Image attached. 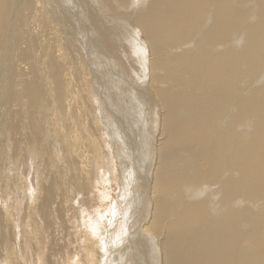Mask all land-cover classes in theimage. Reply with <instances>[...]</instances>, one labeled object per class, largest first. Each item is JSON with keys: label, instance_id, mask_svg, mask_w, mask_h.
Here are the masks:
<instances>
[{"label": "rangeland", "instance_id": "rangeland-1", "mask_svg": "<svg viewBox=\"0 0 264 264\" xmlns=\"http://www.w3.org/2000/svg\"><path fill=\"white\" fill-rule=\"evenodd\" d=\"M38 1V12L32 13V18L28 21V28L23 27L22 39L28 42L32 53L34 52V55H36L37 63L42 64L41 68L38 66L40 77L50 73V63L56 60L54 57L59 59L63 55L62 62L65 64L63 66L64 76L62 77L63 80L67 77L66 83L69 87L66 88V92H69L72 98H69L70 100L67 101L63 110L59 108L57 102H54L53 94L44 100L38 101L35 106L39 109L34 115L33 135L28 142L23 138V133L29 129V122L26 118L17 120L18 125L22 123L20 125V139L22 141L7 130L0 133V140L8 136L12 144V146L4 144L5 147L3 145V151L1 150L3 154H0V162H3L5 166L4 168L0 167V171L2 170L0 172V228L5 236H2V242L0 243V264H162V258L166 253L165 243L163 242L166 234L165 224L176 222L185 206L201 201H204L203 206L206 207L205 210L202 206L204 209L200 216L202 220H200L201 218H198V220L196 215L192 213L187 216V211H185L186 218L177 222L179 231L184 232L185 235L183 236L184 240L181 248L189 251L196 258L197 264H214L208 262L214 256L211 255L206 258L205 246L216 244L212 247V253L218 256L221 246L219 243L222 239L227 240L229 260L235 253L241 257L243 251L245 252L253 247L258 251L260 243H264V232L261 233L260 231L259 236L261 238L255 235L262 240L259 238V241L257 238L256 240H254L255 238L250 240L253 236L252 233L258 231V227H255L257 224L254 226L251 224L252 226L248 231L250 235L248 232L242 234L240 228L236 229L240 230L238 232L242 234L241 246L238 245L241 238L240 234L234 235L231 230L223 228L215 231L217 227L222 225L219 220L222 216L218 215L219 218L214 217L217 218V221L212 217L214 215L209 214V212H217L213 211L215 209L218 211L221 208L226 209L221 194L222 175L220 178L218 177L215 184H211L208 182L210 172L204 166L206 172L203 176H205L206 181L202 183L203 181L200 180L199 183H195L193 177L197 167L193 154L183 149H175V146H171L169 149L162 147L163 139L166 136L163 135L160 129H162L161 120L166 111L174 110L179 113L177 115L183 122L190 124L193 115L197 112L193 108L197 109L198 102L206 100L208 95V99L211 98L213 93V89H209L211 85L199 89L198 82L200 80L197 78L198 75L190 72H186L185 76L183 75L182 81L185 80L183 85L189 81H192V83L196 81L195 83H198V86L195 85V90H199L200 95H196V91L188 93L189 90L182 85L175 86L169 82H164L161 85L158 83L153 84V81H156L154 78L160 74H158V70L154 69L153 71L150 67L151 63L158 57H160L158 60L163 58L168 63L169 61L176 62L178 60L176 58H180L185 52L188 57L191 54V59L193 57L194 60H199L202 57V49H206L205 51L208 53V58L211 57L210 59L219 56L222 54L221 52L228 54L231 59L228 58L229 61L227 62L231 64L227 63V73L229 72L228 76L232 77L234 70H236V67L231 68L234 66L233 61L235 60L236 63L234 62V64L236 65L243 60L240 57L242 55L240 49L243 46L242 41L245 42L242 35L246 31V26L239 27L236 20L233 19L230 21L232 23H229V34L226 37L218 39V42L216 40L215 43L218 44L206 45L202 38L204 31H207L213 23L212 13L214 11L211 3L209 4L211 0H208L205 3L208 10L206 5L203 6V8L206 7L203 11L205 10L207 13L204 11L205 13L199 24L200 27L196 33L191 34L192 37L187 38L186 41H181L178 43L179 45H176V48L172 49L171 47L169 49L168 44L170 43H165L167 45L162 46L163 48L159 52L160 55H152L150 44L140 33V28L134 25V21L140 12L137 3L139 0H135V2L129 0L130 3H133H131L132 8L129 4L128 7L119 5L117 0H111L112 5L105 4L103 0ZM230 1H232V6L239 14L246 12L250 14L254 7H243V10H240L239 6L242 3L237 2V0ZM140 2L142 5L145 0H140ZM133 6H137L139 12L136 9L133 11ZM31 7L27 3L24 7V14ZM89 15L96 18L91 19ZM205 15L207 18H205ZM250 15L249 17H252V14ZM44 22L46 23L44 24ZM30 29L38 41L36 50L31 39L27 38L26 35V32ZM209 48L212 49L208 51ZM233 49H235V53L230 52ZM239 51L241 52L240 55L238 54ZM231 54L236 55L234 60ZM237 57L241 60L237 61ZM263 58L264 56L262 57L264 65ZM58 61L56 60V63ZM176 64L180 66L178 62ZM244 64L239 65V72L243 75V77H240L243 79L239 77L238 83L236 82L233 106H237L236 103L239 101L241 103L242 99H248L251 91L264 85V79L262 78V76L264 77V66L262 63V66L257 69L258 71L256 70L258 74L257 72L253 73V76H256L253 78L255 80H252V84L249 82L252 76V73H248L249 68L247 67H249V64ZM241 68L246 70L241 71ZM24 70H26L25 67ZM60 74L61 70L59 68ZM162 77H165V75L162 74ZM195 77L199 81L195 80ZM68 81H70V85ZM45 82L48 83V88L51 90V84L49 85L51 80L46 79ZM245 82L249 85L248 87ZM250 84L252 87H250ZM155 86L159 89L162 88V91L171 89L166 91L169 94L183 95L188 93L192 96L189 108L181 104L175 105L173 102H166L162 106L157 94L154 92L156 91ZM165 87L167 88L165 89ZM241 87L245 88L241 89ZM208 91L209 93L206 94ZM221 92L218 91V98L222 96L224 90L222 89ZM215 97L214 99L217 100V97ZM71 99L73 105L70 103ZM170 104L175 105V107L173 108ZM22 105L24 106V104ZM8 107L5 106L2 113L3 124H5L3 129L6 128L7 124L5 112ZM15 109L17 107L13 108V111ZM234 113L235 110L232 111V114ZM248 117H244L247 118L246 120L244 118L240 119L234 125V139L229 152L232 153L235 146L250 137V131L253 128L252 123L256 118L251 115L249 117H252L251 120ZM230 119V117H227L224 120V125L220 124V129L214 126L216 129L213 134L217 133V135L215 134L213 139H219V135L225 130ZM210 122L213 123V120ZM79 128L81 129L79 130ZM44 149L48 150L47 155H41ZM161 155L163 157L166 155V159L173 165L170 166L174 167L171 168L172 170L161 164ZM47 156L49 160L51 159L50 161ZM147 157L150 159L148 165L151 164L148 168L145 166ZM46 166H49L53 173L49 170L50 173L46 174ZM157 166L166 170L161 171L162 169L160 170ZM42 171H45L44 174ZM158 174H161L164 179L173 180V183L169 184L164 180L161 185L157 186V190L154 183L155 178L159 176ZM50 177L52 179L57 177L54 188L56 198L52 200L50 207L46 208L45 205L42 206L46 198L43 189L50 185L48 183ZM55 189H58L59 193ZM152 189H154V192H152ZM166 190H169L168 194H165L166 196L163 194V199L159 198L158 196H161L160 192ZM192 192H201L202 195L199 198H193ZM240 198L230 201L231 210L248 207L246 202ZM41 200L43 201L41 202ZM157 201H161L162 204L166 205H174L172 215L165 223H162L161 234L160 230L158 231L155 228L153 231V224L150 226L152 212L158 206ZM257 203L261 214L256 208L252 212H257L256 218L258 219L264 217V206H262L264 202ZM207 207L210 209L209 211ZM197 220L199 223H197ZM212 221H216L215 224ZM211 223L215 225L214 228L209 225ZM193 224L194 226H192ZM208 226L210 227L208 228ZM207 229H209V232L211 230L210 234ZM235 236L237 237L235 238ZM215 238L218 239L215 241ZM154 241L156 245H154ZM234 241L237 243L235 244ZM147 243L152 250L145 248ZM5 245H7V248ZM230 246H233V249ZM263 249L264 247L260 252L262 254ZM6 261L7 263H5ZM173 263L175 262L173 261ZM255 263L261 264L259 262Z\"/></svg>", "mask_w": 264, "mask_h": 264}, {"label": "bare ground", "instance_id": "bare-ground-1", "mask_svg": "<svg viewBox=\"0 0 264 264\" xmlns=\"http://www.w3.org/2000/svg\"><path fill=\"white\" fill-rule=\"evenodd\" d=\"M103 1L105 4L112 5L111 0H103ZM207 1L208 0H145V2L141 5V2L139 0L137 3L139 4L138 7L140 9V12L137 9L138 8L137 6L136 7L133 6L134 7L133 11H135V9H136L137 12H139L137 19H135V21H134L135 24L134 23L133 24L137 25L140 28V30H141L140 33H142V36L147 41V43L150 44V47L152 50L151 54L152 55L159 54V52L161 51V48H163L162 46L165 43H170V44H168L169 49H170V47H171V49L174 47L176 48L177 47L176 45L178 43H180L183 40L186 41L187 38L192 37V35L198 31V29L200 27L199 24L203 18L204 13L206 12L205 10H204L205 11L204 12L203 9H205L207 7V5L205 4ZM117 2L119 5H121L123 7H126V6L128 7V4H129V6L132 8L131 3L133 2V0L131 3L129 0H117ZM134 2H135V0H134ZM237 2L242 3L239 6L240 10L241 9L243 10V7L248 8L249 6H251V7L254 6L255 8L253 7L252 8L253 10L250 13V14H252V17H249V16H251L249 14V12L248 13L246 12L243 14H239L238 12H236L235 8L232 6V1H230V0H211L209 2V4L211 3V6L213 7V10H214L212 13L213 23H212L211 27L209 29H207V31H204V35L202 38L206 45L210 46L213 43L216 44L218 42V39L220 40L229 34V27H230L229 23H232L230 21L233 19L236 20V23L239 27L246 26V31L242 35V36H244L243 40H245V42L242 41L243 46H241V49H240L242 51V55H240L241 54L240 51L238 52V54L240 55V57L243 60L241 62H238L235 65L234 59H235L236 55L234 56V54L233 55L231 54L234 57L233 58L234 61L232 60L234 66L231 68L236 67V70H234V72L232 70V72H233L232 77L228 76L229 72L227 73V66H228L227 61H229L228 60V58H229L228 54L226 55L225 52L224 53L221 52L222 54H220L219 56L217 55L215 58L212 57V59H210L211 57L208 58V53H206L207 51H205L206 49L205 50L202 49V53H201L202 57L199 60H194L193 57L191 59L190 58L191 54H189V57H188L187 54H185L186 53L185 52L180 58H176V59H178V60H176V62L169 61V63H168L163 58L158 60V58H160V57H158L156 60H154V62L151 63L150 67L153 69V71H154V69L158 70L159 71L158 74H160L159 76L157 75L156 78H154V76H153V78L156 79V81H153L154 82L153 84L158 83L159 85H161L164 82H169L175 86L182 85L184 88H187V90H189L188 93L189 92L192 93V91L193 92L196 91L195 85L197 84V86H198V83L200 85L199 89L203 86H204L203 88H206V86L210 87V85H211V87L209 88L211 90L213 89V93L211 94V98L208 99V97H209V95H208L206 100H202V101L198 102V104H197L198 108L196 107L197 109L193 108L194 105H196V104L193 105L192 108L194 110H197V112L194 115L192 114L193 117L190 121V124L183 122L179 118V116L177 115L179 113H176L174 110L170 109V111H168V112L166 111V113L162 117L163 119L161 120L162 121V125H161L162 129H160V130H162L163 135L166 136V138L163 139L164 142H163L162 147L165 149H167V148L169 149L171 146H175L174 147L175 149H177V148L183 149L184 151H187V152H190L191 154H193V159H194V161L196 163V167H197L196 171H194V177H193V180L195 181V183H199L200 180L203 181L202 183H204L206 181L205 176H203L204 172H206L204 166H206V168L208 169V172H210V178L208 180L209 183L215 184L218 177L220 178V176L222 175L223 181H222V185H221V194L224 198L223 204L225 205L227 210L221 208V209H219L220 211L215 209L213 211H217V212H209V214L212 213V215H214V216H212L213 218L214 217L219 218L218 215L222 216V218L221 217L219 218L222 225H220V227H217V229L215 231H217L219 228H220V230H221V228L226 229V230L229 229L233 232L234 235L235 234L238 235V234H240L238 231L241 230L242 234L246 233L250 230L252 225L254 226L257 224L255 227L256 228L258 227V229H257L258 231L253 230L254 231L252 233L253 236H251V238H250V240L252 238L253 239L255 238L254 240H256L257 236H255V235L259 236L260 231H261V233H262V231L264 232V217L257 219L256 218L257 212L256 213L252 212V210L253 209L255 210V208H256V210L259 211V213L261 214L260 210L257 207V204H258L257 202H264V85L262 87L260 86L259 88H256V89L253 88L254 91H251V94L248 95L249 96L248 99L247 98L242 99L241 103L237 99L239 101V102L238 101L237 102L240 103V104L236 103L237 106H235V105L233 106L232 102H234L233 96H234V92L236 91V82L238 83V80H239L238 78L240 76L243 77V75H241V73L239 72V68H240L239 65L243 64V63L249 64V67H247V68H249L248 73H252V76L250 74L248 75L249 77L251 76L250 77L251 80H249L250 83L252 82L253 78L256 76V75L253 76V73L255 74L258 71L257 69L263 65L262 57L264 56V0H237ZM248 2H251V3H248ZM27 3L30 5V7L31 6L32 7L30 10H28L26 12V14H24V12H25L24 7L26 6ZM38 4H39L38 0H0V133L3 132L4 130H7L8 132H10L13 135H15L16 137H18V139H20L21 138V133H20V127L21 126L20 125L22 123L20 125H18L17 120L20 118L21 119L26 118L29 122L28 123L29 129L26 130L25 133H23L24 134L23 138H24V140H26V142L30 141L32 138V135H33L34 115H35V112L39 109V108H35V106H36V103L38 101L44 100L49 95L53 94L52 98H53L54 102H57V104H59V108L61 110H63L67 101L70 100L69 98H72L69 95L70 93L66 92V88L69 87L66 83L67 77L64 78V80L62 77V76H64L63 75V66L65 64L64 62H62L63 55H62V57L60 56L59 59L54 57V59L59 60V61L57 63H56V60H54L53 63L51 62L50 63L51 66H49L50 73L46 76L40 77L38 74V71H39L38 66L40 67L42 64H40L39 62L37 63L36 55H34V52L32 53L28 42L26 40L22 39L23 27H27L28 21L32 18L31 17L32 13L37 11ZM204 5H206L205 8H203ZM59 6H61V5H59ZM207 10H208V7H207ZM63 11H64V8H63ZM77 12H78V10H77ZM253 15H254V18H253ZM125 16H127V15H125ZM89 17L91 19L96 18V17H93V15H89ZM134 18H136V17H134ZM205 18H207V16ZM45 23L46 22H44V24ZM104 33H106V31ZM26 35H27V38L31 39L32 43L34 44L35 50H36L38 41L35 38V36H33L31 29L28 32H26ZM78 35H76V36H78ZM216 40H217V42L215 43ZM89 43H90V40H89ZM234 44H235V42H234ZM165 45H167V44H165ZM205 48H207V47H205ZM211 49L209 48L208 51H210ZM46 50H45V52H46ZM234 50L235 49H233V51H230V50L229 51L231 53H233ZM227 53H229V52H227ZM203 54H205V55L203 56ZM39 55H40V53H39ZM103 56H105V55H103ZM229 59H231V58H229ZM239 59L240 58H238L237 61ZM166 60H168V59H166ZM177 62L180 64V66H178L176 64ZM261 63H262V65H261ZM172 65H174L175 67ZM237 66H238V69H237ZM24 67L26 68V70H24ZM241 67H242V65H241ZM59 68L61 70L60 75H59ZM243 69L241 68L240 70L242 71ZM244 70H246V69H244ZM186 72H190L192 74H197L198 77H197V75H195V76L197 78H199L200 81L198 79H196V77H195V80L199 81L198 83H195L196 81L194 83H192V81H189V82H187V84L183 85V82H185V80L182 81V79H183V75L185 76ZM162 74H164L165 77H162ZM257 74H258V72H257ZM242 77H240V78H242ZM262 78L264 79L263 76H262ZM46 79L51 80V83L49 82V85L51 84V90H50V88H48V85H47L48 83L45 82ZM68 82L70 85L71 84L70 81H68ZM240 82H242V81L240 80ZM246 82H245V84L247 85ZM248 86L249 85H247V87ZM191 87H192V89H191ZM250 87H252V85ZM166 88L167 87H165V89ZM244 88L241 87V89H244ZM161 89L156 87V91H154V92H155V94H157V98H159L158 100H160V102H161L160 104H162V106L164 105V103L166 104V102H170V103L173 102L175 105L181 104V105L189 108V106H190L189 102H190L192 96H190L188 93H187L188 95L187 94L178 95V94H174V93L169 94V92L166 93V91L171 90V89L165 90L163 88V90H165V91H162ZM202 89H201V91H203ZM222 89L224 90V92H223L222 96H220L218 98L217 97L218 91L220 93H222L221 92ZM241 89H239V91H241ZM211 90H210V92H211ZM196 92L198 93V94L196 93V95H200L199 90ZM208 93H209V91L206 94H208ZM241 93H242V91H241ZM118 94H120V93H118ZM215 96L217 97V100L214 99ZM73 100H75V99H73ZM104 102H107V101H104ZM70 103L72 104V99H71ZM22 104H24V106ZM175 105L174 106L171 105V106H173V108H174ZM5 106H9V107L6 109V112H5V117L7 120L6 128L3 129L5 124H3L4 118L2 116V113H3ZM15 107H17V109H15L13 111V108H15ZM169 107H168V109H169ZM233 110H235L234 114H232ZM24 111H26V112H24ZM23 114H25V115H23ZM251 115H252V117H255L256 119L252 123L253 128L250 131V137H248V140H246V141H244L245 139L242 140V142L240 141L241 143H239L237 146H235V148L233 149L234 151L232 153L229 152V148L232 145V142L234 139V133H233L234 125H236L240 121V119L242 120V118L248 117V116L250 117ZM258 116H259V118H258ZM227 117H230L231 119H230L229 123L227 124L225 130L221 132L218 140L213 139V136L215 134L217 135V133L213 134V132L216 129V128H214V126L219 127V129H220V127H221L220 124H222V126H223L224 120ZM251 118H249V119H251ZM246 119L244 118V120H246ZM211 120H213V123L210 122ZM25 121H22V122H25ZM64 121H65V119H64ZM214 122H215V124H214ZM246 123H248V122H246ZM73 124H75V123L73 122ZM25 126L27 127V125H25ZM26 127H24V128L26 129ZM248 127H250V126H248ZM248 127H247V129H249ZM80 129L81 128H79V130ZM65 130H67V129L65 128ZM69 132H71V131H69ZM63 134L65 135V132ZM94 134L96 135L95 132H94ZM209 141H211V142H209ZM4 144H7V146H8V144L10 146H12L11 140L8 136H6L4 139L0 140V154H3L2 153V151H3L2 147ZM4 147H5V145H4ZM47 151L48 150H45V149L42 150L41 155L48 153ZM162 155H161V164L169 170L171 168H174V167L170 166L172 164H170V162L166 159V155H165V157H163ZM48 156H47V159H48ZM44 162H43V164H44ZM45 163H47V162H45ZM145 163H146L145 166H147V168H148V166L151 165V164L148 165L150 163V159L148 157H147ZM0 167H2V168L5 167L3 162H0ZM158 168H160V167H158ZM158 168H156V169H158ZM161 169L162 168H160V170ZM49 170H51V173H53V170L50 169L49 166H46V168H45L46 174L49 172ZM163 170H166V169H162L161 171H163ZM44 172L42 171L43 174H44ZM158 175L159 176H157L155 178V183H154V184H156V185H154L155 188H157L158 185H161L164 182V180L167 181L169 184L173 183V180L169 181L168 180L169 178L164 179L161 174H158ZM52 178H54V177L52 176ZM52 178L50 177V179H49L50 182H48V183H50V185L46 186L43 189L46 198H45V201L42 204V206L45 205L46 208H49L52 200L54 198H56L55 193H54V188H55V184H56L55 181H56L57 177H55V179H52ZM158 181H159V183L157 184ZM160 189H162V188H160ZM153 190L154 189H152V192H154ZM157 190H158V188H157ZM55 191H58V189L57 190L55 189ZM167 192H169V190L161 191L160 192L161 196H158V197L163 199L162 195L168 194ZM58 193H59V191H58ZM194 193L195 192H192L193 198H199L202 195L201 192L195 193V194ZM239 197H241L242 200L244 202H246L248 207L241 208L240 210H234V209L231 210L230 201L232 199H236V198L239 199ZM57 198H59V197H57ZM42 201L43 200H41V202ZM160 202L161 201H157L158 206L153 210L152 215H151L152 221H151L150 226H152V224L154 225L153 231H154V228L159 231L162 228V223H165L169 219V216L172 215V212H173L172 210H173L174 205H172V204L166 205V204H162V202L161 203ZM157 203H155V204H157ZM164 203H166V202H164ZM203 203H204V201L196 202V203L193 202L192 204L185 206L183 208V211L177 217L176 222L175 221L171 222V223L167 222V224H165L166 225V234H165V238L163 239V242L165 243L164 248L166 250V253L164 254V256L162 258V264H197L196 258L193 257L189 251L182 250V248H181L183 240H184L183 236H185V235H184V232L179 231L177 222L183 218H186V215L184 213L185 211H187V216L190 213H192V214L196 215L197 219L201 218L200 216L202 215V212L204 210L203 209V207H204ZM262 206H264V205H262ZM204 208L206 210V207H204ZM38 209H40V208H38ZM207 209H208V207H207ZM209 210L210 209H208V211ZM224 210H226V212H224ZM39 212H41V211H39ZM217 218H214V219L217 220ZM200 220H202V218ZM209 220H207V221L210 222ZM245 221L247 223H244ZM143 222H145V221H143ZM212 222L215 224L216 221L215 222L212 221ZM139 223H140V221H139ZM139 223L137 222V225ZM197 223H199V221ZM214 224L211 223L209 225H211V227L214 228V226H215ZM192 226H194V224ZM209 227L210 226H208V228ZM237 228H240V230H236ZM207 230L209 232V229H207ZM212 231H213V229H212ZM2 232H3V230H1V228H0V243L2 242V236H4L2 234ZM8 232H9V230H8ZM210 232H211V230H210ZM210 232H209V234H210ZM220 233H218V234H220ZM160 234H161V230H160ZM242 234H240V237ZM158 235H159V233H158ZM249 235H250V233H249ZM222 236H223V234H222ZM247 236H248V234H247ZM236 237L237 236H235V238ZM143 238H144V236L142 237V239ZM218 238H215V241ZM245 238H246V236H245ZM258 238H257V240L259 241V239L261 237L259 239ZM233 239H231V240H233ZM260 240H262V239H260ZM226 241L222 239L221 243H219V244H221V246L219 248L218 256H216L212 253V247H214V245H216V244H210L207 247L205 246L206 258H208L211 255L214 256V258L212 260H208V262H210V263L212 262L214 264H257L255 262H259L261 264H264V249L262 250L263 254L260 253L261 249L264 247V243L262 244L261 241H260L261 242L260 246L262 248L260 249V246H259L258 251H257V249H254V247H253L252 249H254V250L248 249L245 252L243 251L241 257L235 253V255H232L231 260H229L230 254L227 255V252L229 250H228V243ZM244 242H246V241H244ZM236 243L237 242H235V244ZM5 244H7V243H5ZM240 244H242V237L238 241V245H240ZM154 245H156L155 241H154ZM5 246L7 248V245H5ZM153 247H155V246H153ZM230 247L232 248L233 246H230ZM145 248L152 250L151 247L148 245V243L146 244ZM236 249H238V248H236ZM153 250H154V248H153ZM240 250H239V252H241ZM8 251H9V248H8ZM239 252H237V253H239ZM8 261H9V259H8ZM173 261L175 263H173ZM5 263H7V261Z\"/></svg>", "mask_w": 264, "mask_h": 264}]
</instances>
